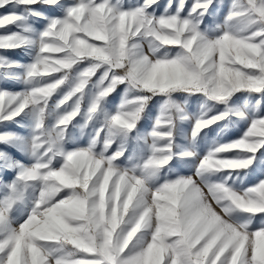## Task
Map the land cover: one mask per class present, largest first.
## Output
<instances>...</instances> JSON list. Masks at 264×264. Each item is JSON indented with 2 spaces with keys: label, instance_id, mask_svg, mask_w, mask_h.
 <instances>
[{
  "label": "snow or ice",
  "instance_id": "obj_1",
  "mask_svg": "<svg viewBox=\"0 0 264 264\" xmlns=\"http://www.w3.org/2000/svg\"><path fill=\"white\" fill-rule=\"evenodd\" d=\"M0 264H264V0H0Z\"/></svg>",
  "mask_w": 264,
  "mask_h": 264
},
{
  "label": "crops",
  "instance_id": "obj_2",
  "mask_svg": "<svg viewBox=\"0 0 264 264\" xmlns=\"http://www.w3.org/2000/svg\"><path fill=\"white\" fill-rule=\"evenodd\" d=\"M9 55H10L11 57H13V58L23 59V55H22V53H20V52H17V53H15L14 55H12L11 53H9ZM10 87H13V86L10 85ZM17 90H18V89H17ZM185 174H186V173H185ZM8 175H9V178H11L12 174L9 173Z\"/></svg>",
  "mask_w": 264,
  "mask_h": 264
},
{
  "label": "rangeland",
  "instance_id": "obj_3",
  "mask_svg": "<svg viewBox=\"0 0 264 264\" xmlns=\"http://www.w3.org/2000/svg\"><path fill=\"white\" fill-rule=\"evenodd\" d=\"M15 53H17V52H12L11 54L14 55ZM186 174H190V173H186Z\"/></svg>",
  "mask_w": 264,
  "mask_h": 264
}]
</instances>
